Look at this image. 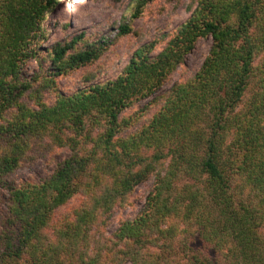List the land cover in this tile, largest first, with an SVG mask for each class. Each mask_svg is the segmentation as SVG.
I'll return each mask as SVG.
<instances>
[{
  "label": "trees",
  "instance_id": "trees-1",
  "mask_svg": "<svg viewBox=\"0 0 264 264\" xmlns=\"http://www.w3.org/2000/svg\"><path fill=\"white\" fill-rule=\"evenodd\" d=\"M151 1L133 0L129 18ZM58 2L0 0V264H264V0H196L159 52L146 42L114 78L70 94L57 90L56 75L88 66L104 46H78V35L39 56ZM207 36L199 70L158 94ZM32 58L48 59L45 74H24ZM149 96L138 113L120 116ZM51 145L68 154L50 175L8 179ZM149 178L109 258L96 234ZM76 194L80 204L53 221Z\"/></svg>",
  "mask_w": 264,
  "mask_h": 264
},
{
  "label": "rangeland",
  "instance_id": "rangeland-1",
  "mask_svg": "<svg viewBox=\"0 0 264 264\" xmlns=\"http://www.w3.org/2000/svg\"><path fill=\"white\" fill-rule=\"evenodd\" d=\"M133 0H59L58 4L46 15L43 22L44 33L39 40V56L49 53L52 46L58 42H64L75 36L81 35L78 46L88 43H100L104 46L101 56L88 66L69 70L58 74L54 78L55 87L59 92L70 94L79 88L88 87L92 82H103L114 78L127 64L134 51L146 42L155 40L153 53L159 52L168 38H170L196 8V0H152L146 5L140 16L131 20ZM124 16L126 22H130V31L119 34L118 28ZM212 45V38L199 37L192 51L187 54L185 62L180 64L171 74L167 82L162 86V92L168 90L175 82H183L193 76L201 67ZM38 56V57H39ZM50 66L48 59L39 61L29 59L23 66L24 74L29 78L35 74H45ZM44 71V72H43ZM95 74L92 81H84L85 76ZM56 93L52 88L44 90L43 99L47 104H52ZM152 100V96L142 99L125 109L120 116L129 117L139 112ZM149 110V109H148ZM146 110V111H148ZM152 110V109H151ZM149 110V111H151ZM137 125V124H136ZM126 132L134 129V126ZM48 149V148H47ZM40 153L35 159L23 161L21 165L8 176L14 184L22 182H39L50 175L56 164L65 157L68 152L63 149L49 146L47 152ZM39 154V155H40ZM33 156H37L34 153ZM153 178L137 185L128 200L112 209L107 222L100 226L96 237L103 246L104 252L109 258L114 250V232L126 219L134 217L145 202L150 191ZM82 196L74 195L67 204L56 209L53 221L78 206ZM104 261L106 262H103ZM103 263H110L108 258H103ZM116 263V262H115ZM117 264V263H116ZM122 264H130L123 262Z\"/></svg>",
  "mask_w": 264,
  "mask_h": 264
}]
</instances>
